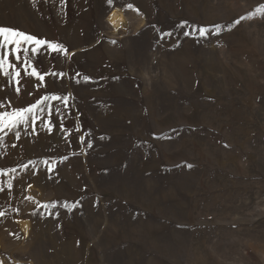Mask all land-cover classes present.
I'll return each instance as SVG.
<instances>
[{"label":"rangeland","instance_id":"rangeland-1","mask_svg":"<svg viewBox=\"0 0 264 264\" xmlns=\"http://www.w3.org/2000/svg\"><path fill=\"white\" fill-rule=\"evenodd\" d=\"M0 26L47 42L0 36V114L36 105L0 122V264H264V0H0Z\"/></svg>","mask_w":264,"mask_h":264},{"label":"snow or ice","instance_id":"snow-or-ice-1","mask_svg":"<svg viewBox=\"0 0 264 264\" xmlns=\"http://www.w3.org/2000/svg\"><path fill=\"white\" fill-rule=\"evenodd\" d=\"M109 5H111L113 3V0H108ZM128 8H132L133 5L132 4H128L127 5ZM138 11V10H137ZM217 30H219V26H217ZM206 34V29H201L200 30V35H205ZM170 35V34H168ZM0 36H3L4 40L9 43H15L16 44V59L19 60L21 57L19 55V51L21 48V41H28V42H33L35 41V43L37 45H41L43 43H47L46 41H42L40 39H38L37 37L30 35V34H26L18 29H12V28H6L3 26H0ZM113 43H115V41H113ZM52 49L54 51H64L65 53H67V50L64 49L63 45H51ZM32 51H36V49H32ZM10 54V53H9ZM0 67L5 68V75H8L9 73L7 72V68L8 67H12V65L9 63V60L6 57H0ZM33 75H38L40 76V79L43 80V76L40 75L38 72H36V70L33 68ZM17 76H19V72L16 73ZM87 79V78H86ZM18 91V89H17ZM47 97H45L46 99ZM54 99H59L60 97H53ZM67 102V101H65ZM36 105H33L29 108H25V109H20V110H16L13 111L11 113L8 112H4L2 114H0V122H2V127L6 128L9 126H15L19 121L21 120H26V114L29 112H32L33 108H35ZM49 130H51V128H49ZM18 135V133H17ZM101 139H103V137H101ZM88 147H92L91 144H88ZM65 159H67V157H65ZM189 167H191V165H189ZM9 187H11V185H9ZM0 215H3V213H0Z\"/></svg>","mask_w":264,"mask_h":264},{"label":"bare ground","instance_id":"bare-ground-1","mask_svg":"<svg viewBox=\"0 0 264 264\" xmlns=\"http://www.w3.org/2000/svg\"><path fill=\"white\" fill-rule=\"evenodd\" d=\"M107 21L114 32L126 30L127 21L123 11L119 8L113 9L107 17Z\"/></svg>","mask_w":264,"mask_h":264}]
</instances>
